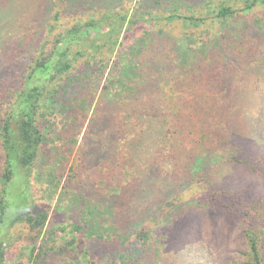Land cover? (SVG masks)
<instances>
[{
	"label": "trees",
	"instance_id": "1",
	"mask_svg": "<svg viewBox=\"0 0 264 264\" xmlns=\"http://www.w3.org/2000/svg\"><path fill=\"white\" fill-rule=\"evenodd\" d=\"M196 4L186 5L195 11L205 9V14H181L180 10L185 13L181 2L168 12H142L141 16L130 18L118 11L105 10L59 33L55 31L61 23V11L57 8L52 11L45 36L26 66L23 78L16 89L11 90L8 99L0 100V264H11L8 248L12 244V233L19 225L37 232L29 246L34 264H101L89 243L119 237L117 224L109 222H142L146 217V214H131L132 209L141 205H136L139 197L126 190L149 195L148 192L157 189L154 182L158 181L151 178L158 167L155 159L162 152L161 147L165 152L167 144L173 147L172 137L178 136L175 141L181 144L183 152H191L187 170L208 172L206 179L211 180L213 186L222 184L223 167L226 171L234 164L247 165L254 171L259 169L253 160L256 157L250 158L249 154L254 149L253 144L262 142L263 137L258 132L261 125L256 118L248 117L245 122L250 123V127L245 132L244 116L241 118L240 114L247 111L254 115V109H244L252 108L249 100L254 102L258 112L264 110V104L259 105V100H264V47L259 49L249 42L237 41L245 32L264 36V0H223L218 4L201 0ZM152 21H164L167 25L178 22L185 30L175 39L180 56L172 68L159 69L156 54H146L155 43L150 38H138L131 42L129 49L125 48L123 39L130 40L129 29ZM209 22L220 28L210 31L206 25ZM5 50L6 47L0 48V52L5 53L0 56L3 58L0 94L10 86L6 83L14 75L10 52ZM145 55L149 57L146 62L142 59ZM105 57L110 63L102 64ZM152 62L157 67L150 64ZM97 66L103 81L90 82ZM161 75H166V79ZM158 79H163L171 88L176 86L186 97L181 98L180 92L175 90L179 108L176 116L169 114L168 102L163 107L165 101L160 95L163 85L158 84ZM92 87L95 88L92 90ZM192 99L193 106L189 110ZM94 105L95 116L89 127L95 142L87 148L84 139L81 147L87 149H81L79 157L73 159L70 174L59 188V172L66 159L73 155L67 149L58 154L61 160L54 158L45 164L46 156L42 151L47 134L53 131L51 126L57 130L62 125V130L65 124L71 125V130L77 129L79 135V125L86 123L85 113ZM159 109L161 116L156 113ZM156 126L161 132H155ZM193 130L199 131L201 144L187 148L185 140ZM75 139H71L70 147L75 146ZM195 139L197 137L192 141ZM157 142L158 149L155 148ZM145 156L140 163L144 169L136 173L135 166ZM84 169L87 170L82 172ZM77 171L85 175L95 171L92 184L97 187H93L92 195L85 196L84 192L76 190ZM34 178L43 179L50 193L56 192L57 210L63 218L70 217L60 221L56 216L51 218L49 211L31 209ZM191 178L189 184L198 179ZM78 179H81L79 174ZM136 182L139 184L131 187ZM104 190L108 198L97 200ZM224 196L219 193L206 204L210 209L226 208L228 205L222 206L220 200ZM151 200L149 204L153 206ZM195 201L200 206L198 200ZM175 203L173 211L177 210L181 218L192 205ZM75 212L77 216L71 218ZM171 216L169 222L179 221V216ZM245 235L248 264H264L260 232L249 228Z\"/></svg>",
	"mask_w": 264,
	"mask_h": 264
},
{
	"label": "rangeland",
	"instance_id": "2",
	"mask_svg": "<svg viewBox=\"0 0 264 264\" xmlns=\"http://www.w3.org/2000/svg\"><path fill=\"white\" fill-rule=\"evenodd\" d=\"M200 1L0 0V34L3 35L2 38L0 37V48L6 47L5 51L10 52V68L12 73L14 72V75L6 83L10 86L0 94V100L5 101L8 99L11 90L16 89L18 82L23 78L24 70L36 54L37 48L45 36L52 11L54 9L56 10V8L61 11V23L55 31V33H59L66 28H70L73 24H77V22L87 21L90 18L97 17L99 13H104L105 10L118 11L127 14V17L130 18L131 16H141L142 12H158L162 10H167L166 12H168L173 9L174 4L176 5V3L181 2V9L185 10V13L180 10L181 14L200 16L205 14V9L200 10L198 8L195 11L186 5L196 4ZM210 1H215V4H218L223 0ZM24 25L25 27H23ZM206 25L210 31H215L217 28H220L216 23L212 22ZM20 27H23L21 31ZM184 32L183 26L178 24V22L167 25L164 21H152L151 24L141 23L140 25L131 27L128 32L130 40L127 39L129 42L124 39L123 41L126 43L125 48L129 49L132 45L131 42L136 41L138 38L147 37V39H152L155 43L150 45L146 54H156L154 58H156L159 69L172 68L176 66L175 62L180 56L178 52L180 50L179 44L175 42V39ZM25 33L27 35H24ZM246 33H244V36L242 34L237 42H249L259 47V49L260 47H264L263 34L260 35L256 32ZM22 46L24 47L23 49ZM50 46L51 44L48 45V48ZM116 50L118 51V49ZM1 53L5 55L4 52H0V56ZM2 59L0 57V62L3 61ZM142 59L146 62L149 57L145 55ZM254 60L258 61L257 58ZM104 62H108V57L104 58L102 64ZM150 64H154L153 66L157 67L154 62ZM94 69L97 71L98 66ZM96 71L93 72L94 76L89 78L90 82L98 83L103 81L100 71ZM16 73L18 75L17 82ZM174 73L176 74V72ZM257 76L259 77L258 74ZM161 77L166 79V75H161ZM161 77L159 76V79ZM159 79L158 84L163 85V92L160 94L162 100L165 101L163 107L168 102L170 105L169 114L174 113V116H176L179 108L176 105L175 90L180 91L179 89H175L176 86L171 88L170 85L163 83V79L161 81ZM173 83L174 81L171 82L172 85ZM94 88L92 87V90ZM180 95L181 98L186 99L181 92ZM186 95L189 97V94ZM96 96L95 104L98 99V94ZM193 96L195 97L196 93ZM249 102L252 104V108L244 109H254V115L247 111L246 113L241 112L242 115L240 114V117L242 118L244 116L242 128L245 130L250 127V123L246 124L247 122H245L246 119H249L248 117H252L251 120L256 118L261 125V128L258 130L259 135L264 138V110L258 112L255 109L256 105H254V102L252 100H249ZM263 104L264 100H259L260 107ZM188 105L191 106L189 110L192 109L193 99ZM94 110L95 105L90 111L85 113L87 120L85 124L79 125V128L81 126L79 135L77 134V129L71 130V125L65 126L64 124L62 130V125L57 130L53 128L54 125L50 127L53 131L47 134V140L44 143L42 151L47 158H45V164L54 161V158H57L56 160L60 159V155L58 154H62L67 149L73 155L70 159H66L64 168L59 172L61 175V178L57 180V184L59 182V188L65 184L70 174L69 170L73 159L79 157L81 149L86 150L88 144L95 142V139L91 138L92 128L89 127V123L95 116ZM154 110L155 108L152 112ZM156 113H158V116L163 115L160 109ZM161 130L158 126L155 127V132H161ZM175 132H178V128ZM199 134L198 130H193L188 133L185 140L187 148L201 144V136ZM73 137L76 138V144L74 147H70ZM177 137H172L173 147H168L166 143V152L161 147L162 152L158 153L155 159L158 162V167L156 166L155 175H152L151 178L158 181L154 182L157 189L154 192H148L149 195L145 192L144 194H140V191L137 190H133L132 192L126 190L127 193H132V195L139 197V202L136 205L141 206L132 209L131 214H146L142 222H109L117 224L115 227L117 228L119 237L115 235L116 237L108 242L93 240L89 243L95 254V258H98L101 264H145V262H148L147 264H248L249 259L247 254L249 247L245 231L249 228H254V230L260 232V241L264 253V139L262 138L261 143L258 141L253 144L254 149L249 154L250 158L256 157L253 160L258 164L259 169L254 171L247 165L244 167L238 164L230 167L229 171H226L225 167H223L221 171L222 184L219 187L213 186L212 181L206 179L208 172L201 173L200 171L199 173H192L187 170L188 156L191 155V152L182 151L181 144L175 141ZM196 137L197 139L192 141ZM89 138L91 139L89 140ZM84 139L87 148L81 147ZM160 140L162 141L163 139L161 138ZM155 145V148H160L158 142ZM146 157H142V160L135 166L137 169L136 173L144 169L140 163ZM79 166L81 165L79 164ZM86 170L84 169L82 172ZM40 172L42 173V170ZM78 172L75 183L76 190L78 192H84L85 196L92 195L93 187H97V185L92 184V178L96 177L95 171L88 173L90 176ZM78 174L81 179H78ZM191 176L198 177V179L196 182L189 184L191 180L192 182L194 181V178H191ZM44 183L45 181L43 179L36 180L34 178L31 187L33 198L31 209L49 211L51 218L56 216L60 221H63L66 217H70L65 215L63 218L61 216L62 213H59L56 207V198L58 195H56V192L55 194L50 193L47 187L44 186ZM137 184L139 183L136 182L131 187ZM105 192L106 190L100 195L101 199L97 200H102L103 198L105 200L108 198ZM219 193L226 195V197L224 196L222 199H218L221 200L222 206L227 204L228 206L226 208L228 209L221 206L218 209H210L211 207L209 208L206 204L209 200L215 199L214 196L217 197ZM151 198L153 206L149 204ZM187 200L192 201L188 202ZM195 200H198L200 206H197ZM174 202L182 206L192 204L185 212L183 218L179 216L180 213L177 210L176 212L173 211ZM171 214L179 216V221L169 222L168 219L172 217ZM75 216H77L76 212L71 218ZM126 216H128L127 211ZM36 234V231L30 230L26 225L16 226L12 233V244L8 248V258L11 264H34L29 246L35 240L32 236ZM55 261H52V263Z\"/></svg>",
	"mask_w": 264,
	"mask_h": 264
}]
</instances>
